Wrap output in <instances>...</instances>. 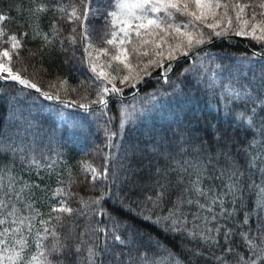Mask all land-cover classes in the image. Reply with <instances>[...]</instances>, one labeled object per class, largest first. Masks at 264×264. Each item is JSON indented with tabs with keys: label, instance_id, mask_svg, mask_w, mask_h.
<instances>
[{
	"label": "snow or ice",
	"instance_id": "obj_1",
	"mask_svg": "<svg viewBox=\"0 0 264 264\" xmlns=\"http://www.w3.org/2000/svg\"><path fill=\"white\" fill-rule=\"evenodd\" d=\"M12 7L0 10V80L13 89L19 85L21 95L25 89L34 90L44 100L88 115L99 110V115L107 116L112 103L118 106L119 125L116 130L110 127L111 116L104 124L109 150L105 166L82 162L80 177L69 172L63 179L58 174V186L49 199H59L48 205L47 213L23 195L39 185H24L16 191L14 178H9V190L0 198V264H165L162 253L171 259L169 249L122 219L119 209L131 211L133 204L162 231L181 237V244L196 241L194 248L185 249L192 256L203 255L199 250L203 244L218 251V255L212 252L216 264H264V67L259 78L240 79L221 64L204 61L200 52L214 39L229 35L250 37L264 48V0H31L23 18L27 30L18 32L8 27L15 20L9 14ZM66 43L73 49L81 46L80 61L93 74L75 87L69 86L66 75L45 67L54 51H68ZM102 56L107 59L100 63ZM182 58L191 64L180 71L176 62ZM157 69L156 78L171 90L150 94L139 106L126 105L121 86L137 90ZM174 69L176 80L169 76ZM53 72L47 81L50 90H44L36 78L43 80ZM180 84L203 85L229 101L224 111L232 130L213 124L211 141L190 134L178 139L176 133L162 134L152 143L150 166L145 168L142 159L137 162V154L143 158L145 149L126 141L125 133L160 96L179 92ZM72 93L78 95L68 101ZM61 118L76 119L63 114ZM238 131L244 133L243 139L234 135ZM0 151L13 158L22 152L7 133L0 136ZM30 163H36L35 157ZM217 179L224 191L216 192L212 185L206 191L205 182ZM74 185H86L94 195L82 196L73 190ZM256 187L253 207L245 206L243 218L237 219L236 205H244V192ZM133 192L137 196L130 199ZM228 196L232 197L231 213L225 207ZM201 197L205 203H200ZM193 204L213 213L212 228L199 213L192 214L189 227L185 208ZM217 206L220 211L214 212ZM253 215L255 226L249 223ZM201 219L204 227L195 223Z\"/></svg>",
	"mask_w": 264,
	"mask_h": 264
},
{
	"label": "trees",
	"instance_id": "obj_2",
	"mask_svg": "<svg viewBox=\"0 0 264 264\" xmlns=\"http://www.w3.org/2000/svg\"><path fill=\"white\" fill-rule=\"evenodd\" d=\"M64 2L67 3L68 0H64ZM9 5L13 6L9 14L15 17V20L8 24L10 30L12 32L27 30L23 24V18L27 16L26 10L31 6V0H0V10L7 11ZM17 9H23L24 11L22 14H18ZM29 34L31 35V33ZM66 47H68L66 52L54 51L51 63L46 61L45 67L54 69L55 72H59L61 75H66L69 86L75 87L78 81H88L93 74L88 70L86 63L80 61L81 46L78 44L73 49L66 43ZM73 52H75V55H73ZM200 52L204 61L211 60L213 64L219 63L230 71L233 76L240 79L259 78L261 69L264 67V48L250 37L229 35L214 39L211 44L205 45ZM106 59L102 56L100 63H103ZM141 59L146 60L147 58L141 57ZM65 60L68 61L67 64L64 63ZM183 60L176 63L180 71L191 64L190 60L187 63H184ZM133 62H135L134 57ZM55 72L45 76L43 80L36 78L44 90H50L47 81L53 78ZM158 73L159 70L157 69L153 71L152 78L145 77L146 82L137 85V90L118 85L123 87L126 97L124 103L126 105L135 103L139 106L147 100L150 94L158 93L163 89H169L170 91V85L165 84L162 79L156 78ZM226 75L227 73L222 78H226ZM169 76L171 79L176 80L175 69L173 73H169ZM188 78L192 79L190 75ZM181 79H184V77H181ZM23 92L25 95H21L19 85L13 89L9 83L0 80V136L7 133L12 137L14 145L22 150L15 158L11 155L4 157L2 151H0V186H2L0 187V198H3L4 192L9 190L10 177L14 178L13 183L16 191H19L24 185H39L40 187L33 189L31 193L26 189L23 195L32 199L42 212L47 213L48 205L59 199H49L53 189L58 186V174L63 179H67L69 172L74 177H80L82 162H90L97 168L105 166V155L109 150L105 147L107 137L104 124L111 116L114 119L110 127L113 130L118 128V106L110 103L107 116L99 115V110L97 114L88 115L79 108L65 107L59 103L44 100L34 90L25 89ZM28 93H31V96H27ZM77 95V93H72L67 96V100L71 101ZM31 97H36V99L33 100ZM61 97L64 98L63 93H61ZM109 99L111 101L112 98L109 97ZM226 103H229V101L222 99L218 92L214 94L210 90H205L203 85L185 87L184 84H180L179 92L170 96H160L154 102L155 106L145 116L141 117L139 123L126 131L125 140L131 141L133 144L139 143L140 147L145 149L143 158L139 156V153L137 154V162L142 159V166L149 167V159L152 158L151 145L154 141H158L162 134L172 137L173 133H176L177 139L181 134L184 136L190 134L192 137H203L211 141L213 137L211 126L213 124L218 125L221 129L227 128L231 131V121L225 118L224 107ZM145 106L148 107V105ZM62 114L76 119H62ZM80 117H86V119L81 120ZM234 135L238 139L244 138V133L240 131L235 132ZM115 143L118 146L121 145L119 139ZM112 152L116 154L117 150L112 149ZM20 155L24 157L23 160L20 159ZM33 157H35V164L30 163ZM13 159H15L14 166L12 164ZM186 159H191V157H186ZM260 183L259 173L257 172V186ZM209 185H212L216 192L224 191L223 188L219 187L221 185L219 179L207 180L203 185L206 191ZM73 190L78 191L82 196L94 195V193L87 191L86 185H74ZM258 192L259 187L250 188L244 192V205H236L237 219L243 218L245 206L248 208L253 207ZM136 196L137 193L135 192L129 194L130 199H135ZM225 199V207L231 213L233 207L229 204L232 197L228 196ZM200 203H205L203 197L200 198ZM73 206H76L75 203H73ZM108 206L112 207L111 201L108 202ZM119 211L125 223L134 226L142 234L161 241L162 245L169 249L172 253L171 259L167 258L168 253H162L165 264H189V261L190 264H216L212 252L217 250L205 248L203 244H200L199 250L203 252V255L192 256L185 249L194 248L197 244L196 241H186L185 244H181V237L162 231L160 226L140 215L141 210L137 209L134 204L131 211L125 209H119ZM219 211L220 208L217 206L214 212ZM185 212L188 215L189 227L192 226L193 213H199L201 217H207L209 220L208 228H212L216 223L211 219L213 213L201 210L195 204L191 207L186 206ZM163 214L166 215L167 213ZM255 219L256 217L253 215L249 221L253 226H255ZM219 222L224 223L223 220ZM195 223L204 227L203 219L196 220ZM197 230L199 231V229ZM30 250L35 251L34 247Z\"/></svg>",
	"mask_w": 264,
	"mask_h": 264
},
{
	"label": "water",
	"instance_id": "obj_3",
	"mask_svg": "<svg viewBox=\"0 0 264 264\" xmlns=\"http://www.w3.org/2000/svg\"><path fill=\"white\" fill-rule=\"evenodd\" d=\"M182 59H184V58H182Z\"/></svg>",
	"mask_w": 264,
	"mask_h": 264
}]
</instances>
